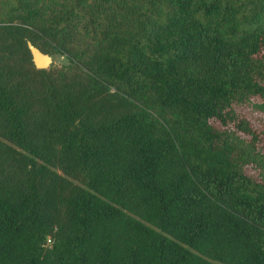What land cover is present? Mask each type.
<instances>
[{"label": "trees", "instance_id": "1", "mask_svg": "<svg viewBox=\"0 0 264 264\" xmlns=\"http://www.w3.org/2000/svg\"><path fill=\"white\" fill-rule=\"evenodd\" d=\"M248 106L264 0H0V264H264Z\"/></svg>", "mask_w": 264, "mask_h": 264}, {"label": "water", "instance_id": "2", "mask_svg": "<svg viewBox=\"0 0 264 264\" xmlns=\"http://www.w3.org/2000/svg\"><path fill=\"white\" fill-rule=\"evenodd\" d=\"M26 43L34 65L38 68L49 67L52 62V55L48 52L42 51L29 39L26 41Z\"/></svg>", "mask_w": 264, "mask_h": 264}, {"label": "rangeland", "instance_id": "3", "mask_svg": "<svg viewBox=\"0 0 264 264\" xmlns=\"http://www.w3.org/2000/svg\"><path fill=\"white\" fill-rule=\"evenodd\" d=\"M67 62V58L64 54L53 53L52 62L50 65L60 66ZM248 112L257 120L264 119V110L255 106H248Z\"/></svg>", "mask_w": 264, "mask_h": 264}, {"label": "built area", "instance_id": "4", "mask_svg": "<svg viewBox=\"0 0 264 264\" xmlns=\"http://www.w3.org/2000/svg\"><path fill=\"white\" fill-rule=\"evenodd\" d=\"M48 241H50L49 238H48Z\"/></svg>", "mask_w": 264, "mask_h": 264}]
</instances>
